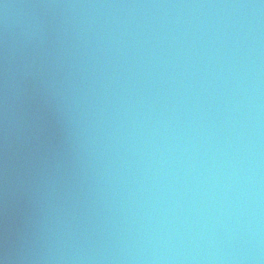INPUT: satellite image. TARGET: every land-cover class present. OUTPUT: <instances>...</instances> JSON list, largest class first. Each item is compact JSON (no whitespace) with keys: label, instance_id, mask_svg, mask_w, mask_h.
<instances>
[{"label":"clouds","instance_id":"9594fccd","mask_svg":"<svg viewBox=\"0 0 264 264\" xmlns=\"http://www.w3.org/2000/svg\"><path fill=\"white\" fill-rule=\"evenodd\" d=\"M23 8L38 11L17 31ZM112 8L246 15L161 34L86 12ZM262 14L264 0H0V188L18 209L0 264H264ZM41 104L67 126L59 147L42 139Z\"/></svg>","mask_w":264,"mask_h":264},{"label":"water","instance_id":"95a60500","mask_svg":"<svg viewBox=\"0 0 264 264\" xmlns=\"http://www.w3.org/2000/svg\"><path fill=\"white\" fill-rule=\"evenodd\" d=\"M6 2L24 3L27 0H6ZM90 2H104V3H143V4H175V3H224L234 2V0H90ZM38 10L33 9H12L10 10L9 23L15 25L16 30L20 31L26 22L31 19L32 14ZM81 10H77L80 12ZM87 14H94L100 18H107L109 20L119 19L122 21L139 22L141 27L139 31L147 32L149 30L146 27L147 22L151 21V28H157L156 21H161L162 25L159 26L161 34L166 31V26L169 21H179V27L181 29L188 27L184 24V21H194L196 19H213L224 17L226 15H240L243 18L246 13L243 10H224V9H193V8H112V9H96L86 10ZM132 26H135L133 23ZM175 26V24L173 25ZM192 29L189 28L191 33ZM259 84H260V149H261V215H262V228H264V14L260 17L259 26ZM162 71L164 77L171 73L176 74L174 69H158ZM191 62H189L188 68L185 69V75L191 72ZM198 74V73H197ZM177 79H182L177 76ZM183 83H187L186 79H183ZM197 84V90H199V83ZM166 87V85H165ZM191 96V93H188ZM207 99V97H205ZM191 103V101H189ZM36 105H32L34 110ZM207 108V103L204 104ZM215 107V105H213ZM40 124L42 127V139L51 142L59 147L68 139L69 133L67 126L64 122L61 113L58 112L54 105L41 104L39 106ZM3 141L0 140V149H2ZM18 221V209L11 203L8 204L6 209L5 200L3 196V190L0 188V235L3 234L5 226L9 228L13 227Z\"/></svg>","mask_w":264,"mask_h":264}]
</instances>
